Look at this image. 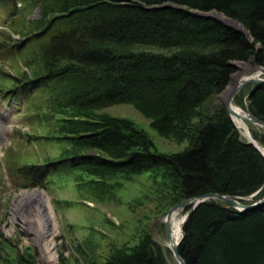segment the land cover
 Listing matches in <instances>:
<instances>
[{"label": "trees", "instance_id": "obj_1", "mask_svg": "<svg viewBox=\"0 0 264 264\" xmlns=\"http://www.w3.org/2000/svg\"><path fill=\"white\" fill-rule=\"evenodd\" d=\"M3 2L7 26L21 38L0 28V47L31 68L39 65L24 84L37 82L32 89L43 91L40 100L53 102L47 118L59 115L60 130L73 144L50 162L59 170L86 172L88 185L101 195L106 178L153 169L155 178H167L172 204L209 191L243 201H251L244 196L256 191L253 199L264 194V155L217 98L236 61L264 65V0ZM36 7L40 16L28 18ZM196 10L224 13L248 33ZM15 86L1 83L0 91ZM246 88L253 92L244 105ZM235 100L264 120V82L245 85ZM122 102L150 118L160 134L188 144L180 151H160L132 118L99 111ZM250 129L264 146L263 129L252 124ZM184 230L179 252L186 264H264V205L241 211L225 201L206 200ZM169 253L147 232L130 249L117 248L107 263L171 264ZM5 259L31 264L21 254Z\"/></svg>", "mask_w": 264, "mask_h": 264}, {"label": "rangeland", "instance_id": "obj_2", "mask_svg": "<svg viewBox=\"0 0 264 264\" xmlns=\"http://www.w3.org/2000/svg\"><path fill=\"white\" fill-rule=\"evenodd\" d=\"M4 5L0 0V28H6L20 39L21 35L7 26L9 11ZM209 12L233 20L225 21L248 33L240 21L216 10ZM38 16L39 7L27 14L30 19ZM146 48L151 50L153 47ZM239 62L236 61L237 64ZM243 62L251 66L256 64L253 60ZM37 65L31 68L23 59L11 58L9 50L0 47V84L17 83L15 89L0 91V264H8L5 257L20 254L31 264H108L112 252L119 247L130 249L147 232L152 233L167 249L169 234L164 216L173 204L166 177L157 174L155 178L151 174L153 169L130 177L124 173L114 174L105 180L107 190L98 195L88 185L86 172L78 168L70 172L61 171L56 163H50L73 144L60 130L56 120L59 115L53 114L51 119L47 118L53 102L49 104L40 100L43 91L40 93L32 89L37 82L24 84V79H29L34 69H39ZM237 70L238 67L225 89L217 94L219 101L226 99L225 91L233 82ZM20 83L23 85L20 86ZM248 101L246 88L244 105ZM35 105L41 108L38 110ZM99 111L132 118L148 132L155 142V148L160 151H180L188 144L187 140L179 142L174 137L160 134L150 124V118L131 103H114ZM250 124L254 129L258 128L248 122ZM239 129L247 137L244 129ZM79 150L96 151L82 146ZM26 163L30 165L24 167ZM84 180L85 185L82 183ZM34 190L41 191V196L46 204L49 202L55 216L56 261L45 258L43 247L36 241V233L22 222L35 203L31 195ZM187 208L179 215H185ZM169 260L171 264H178L173 252L169 253Z\"/></svg>", "mask_w": 264, "mask_h": 264}, {"label": "water", "instance_id": "obj_3", "mask_svg": "<svg viewBox=\"0 0 264 264\" xmlns=\"http://www.w3.org/2000/svg\"><path fill=\"white\" fill-rule=\"evenodd\" d=\"M198 12L201 15H204L206 17L217 18V19L223 21L224 23L228 24V22L225 21L222 16H220L214 12H209V11H198ZM229 25H232V24H229ZM232 26H235V25H232ZM235 65H236V67H238V64L236 62H235ZM242 70L243 71H241V72L245 73L246 77H242V78L238 79L233 84L232 88L230 89V91L227 95V98L223 99V103L225 104L226 109H227L229 115L231 116V118L233 120H234V118H233L232 114H235V115L247 120L248 122L254 123V124H256V125H258L264 129V120L257 117L256 115H254L250 111L249 108H247V109L244 108L245 112L241 113L240 111H238L234 107L235 104H238L235 100V96L240 91V89L242 87H244L245 85H248V84H255V83L264 82V76H261V74L264 73V65L260 64V63H256L255 66H252L250 69L247 68V69H242ZM252 92H253V89H251V91L249 92L248 98L251 97ZM248 131L250 133V135L247 136L248 142H251L252 144H254L264 155V150L262 148L261 143L253 136L250 128L248 129ZM257 192L258 191H256L255 193H257ZM255 193H253L251 195H254ZM241 198L242 197L235 196V195L220 193V192H216V191H209L206 193H200V194H196V195H192L190 197H187V198L183 199L182 201L171 205L167 209V212L164 216V221L166 223L168 234H169L168 246L172 250L178 264H186L184 258L181 256V254L179 252V244L185 235V230H184L185 223L187 222V220H188L190 214L193 212V210L200 203H202L206 200H210V199H217V200L225 201V202L231 204L232 206L236 207L237 209H239L241 211L264 205V194L261 197L255 198L253 200H252L251 196H244L245 199L251 200V201H243ZM185 207H188V208H187V212L185 213L184 220L182 223V236L180 239H174L173 238V226H172L173 225L172 224L173 214L175 213V211H177L181 214Z\"/></svg>", "mask_w": 264, "mask_h": 264}, {"label": "bare ground", "instance_id": "obj_4", "mask_svg": "<svg viewBox=\"0 0 264 264\" xmlns=\"http://www.w3.org/2000/svg\"><path fill=\"white\" fill-rule=\"evenodd\" d=\"M224 20L234 22L233 20H230L229 18L222 16ZM238 70L234 74L233 82L230 83L228 89L225 91V98H227V95L232 88L233 84L240 78L246 77L245 73H242V69L251 68L252 66L249 64H246L244 62L238 63ZM235 109L240 111L241 113H244L245 110L238 104L234 105ZM235 123L239 128L244 129V133L248 136L250 135L248 129V121L232 114ZM262 148L264 150V146L262 145ZM40 190H34L32 191L31 195L32 198H35L33 201L35 202L33 205L32 210L30 213L25 217H23L22 222L26 224L28 229H30L32 232L36 233V241L43 247L44 250V256L48 261H56L57 254L55 253L56 244L54 242V236L56 234L55 229V223L51 205L46 204L43 197L41 196ZM185 215H179V212L175 211L172 217V226H173V238L174 239H180L182 236V223L184 220Z\"/></svg>", "mask_w": 264, "mask_h": 264}]
</instances>
